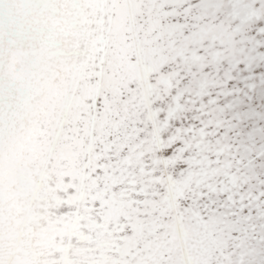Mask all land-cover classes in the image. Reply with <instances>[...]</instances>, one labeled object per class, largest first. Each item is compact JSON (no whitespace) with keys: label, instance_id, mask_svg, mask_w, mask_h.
<instances>
[{"label":"snow or ice","instance_id":"6c2138e0","mask_svg":"<svg viewBox=\"0 0 264 264\" xmlns=\"http://www.w3.org/2000/svg\"><path fill=\"white\" fill-rule=\"evenodd\" d=\"M107 8V0H0V218L7 223L8 185L26 180L15 171L23 114L59 70L68 86L55 135L86 137L82 180L93 167L119 180L136 203L170 215L181 240L187 218L207 264H264V0H187L174 23L192 43L170 58L138 48L133 78L111 94ZM69 34L77 40L66 47ZM26 229L27 221L0 236V264H40L35 251L18 259ZM101 247L87 264H103L112 249ZM70 250L52 264H72ZM140 264H174L166 241ZM180 264H198L187 247Z\"/></svg>","mask_w":264,"mask_h":264},{"label":"bare ground","instance_id":"6f19581e","mask_svg":"<svg viewBox=\"0 0 264 264\" xmlns=\"http://www.w3.org/2000/svg\"><path fill=\"white\" fill-rule=\"evenodd\" d=\"M161 1L107 0L105 16L111 17L107 27L110 44L113 45L105 68L109 94L113 87L133 78L135 63L131 57L135 46L144 49L143 55L147 59L153 58L154 54L171 57L158 41L163 38L161 36L165 39L164 34L173 30L170 24L162 22L163 16H157ZM95 2L86 0L89 5ZM145 13L148 18H145ZM88 14L92 27H96L97 11L89 7ZM208 30L210 34L215 33L219 25H209ZM133 35L136 37L128 41ZM68 38H74V42L77 40L72 34L63 37L66 47ZM79 42L84 44L82 40ZM12 62L17 71L25 67L15 53ZM67 86L66 75L58 70L55 78L34 101L32 109L23 114V120L31 121L40 116H51L53 120L47 159L38 167L26 165L23 171L16 169V174L23 175L26 180L8 185V220L5 223L0 218V236L20 229L27 221L18 259L27 260L28 253L35 251L40 264H52L62 255L59 249L70 245L72 264H87L99 256L104 251L101 246L106 245L112 250L107 252L103 264H140L153 244L164 240L174 264H180L182 246L192 251L198 264H207L198 243L197 230L187 218L184 220L186 235L181 240L176 235L175 221L170 215H160L151 203H136L133 196L125 193L119 180L96 167L89 170L86 180H82L88 158L86 137L76 130L66 131L59 138L55 135L62 94ZM41 173L47 177L43 186H39ZM156 225L159 226L158 233L153 230ZM76 233L83 234L85 239H77Z\"/></svg>","mask_w":264,"mask_h":264},{"label":"clouds","instance_id":"9594fccd","mask_svg":"<svg viewBox=\"0 0 264 264\" xmlns=\"http://www.w3.org/2000/svg\"><path fill=\"white\" fill-rule=\"evenodd\" d=\"M52 120L51 116H40L35 120L24 119L21 122V132L16 138L18 171H23L26 165L38 167L47 159Z\"/></svg>","mask_w":264,"mask_h":264}]
</instances>
